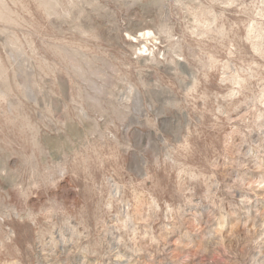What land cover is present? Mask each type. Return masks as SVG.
I'll list each match as a JSON object with an SVG mask.
<instances>
[{
	"label": "rangeland",
	"instance_id": "rangeland-1",
	"mask_svg": "<svg viewBox=\"0 0 264 264\" xmlns=\"http://www.w3.org/2000/svg\"><path fill=\"white\" fill-rule=\"evenodd\" d=\"M0 264H264V0H0Z\"/></svg>",
	"mask_w": 264,
	"mask_h": 264
}]
</instances>
